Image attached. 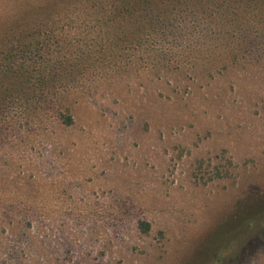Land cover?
Masks as SVG:
<instances>
[{"label":"rangeland","instance_id":"rangeland-1","mask_svg":"<svg viewBox=\"0 0 264 264\" xmlns=\"http://www.w3.org/2000/svg\"><path fill=\"white\" fill-rule=\"evenodd\" d=\"M99 6L43 28L73 65L50 92L0 107V264H264V34L237 61L197 46L180 68L109 45Z\"/></svg>","mask_w":264,"mask_h":264},{"label":"trees","instance_id":"trees-1","mask_svg":"<svg viewBox=\"0 0 264 264\" xmlns=\"http://www.w3.org/2000/svg\"><path fill=\"white\" fill-rule=\"evenodd\" d=\"M87 1L100 2L94 12L110 36L109 45L129 43L142 48L140 53L150 57L152 52L160 54L180 68L198 61L192 55L197 46L212 55L229 52L237 61L249 34H264V0H30L9 15L0 13L1 108L15 91L33 89L43 96L50 92L58 71L68 73L73 65L51 49L56 35L43 28L54 25V19L70 6ZM160 29L172 34L174 29L191 31L196 46L184 41L176 46L167 44L158 34ZM208 38L215 40L217 48L208 46ZM46 56H56L60 65L53 67ZM60 120L66 126L75 123L69 108L60 113ZM140 226L145 233L150 230L147 222Z\"/></svg>","mask_w":264,"mask_h":264}]
</instances>
